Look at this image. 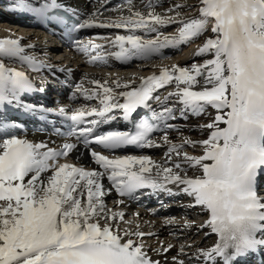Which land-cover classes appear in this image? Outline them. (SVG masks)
<instances>
[{
    "label": "snow or ice",
    "instance_id": "1",
    "mask_svg": "<svg viewBox=\"0 0 264 264\" xmlns=\"http://www.w3.org/2000/svg\"><path fill=\"white\" fill-rule=\"evenodd\" d=\"M106 3L83 19L62 0H16L13 11L57 25L92 65L151 59L165 49L181 50L208 32L212 35L193 56L211 58L190 66H158L159 72L148 76L123 79L109 73L103 81L85 78L74 85L73 98L88 103L69 110L21 99L45 88H37L27 72L6 60L27 65L32 72L53 66L28 54L36 45L22 44L23 37H0V113L5 105H14L42 121L57 112L71 122L67 131L57 129L64 142L50 147L46 141L13 134L12 129L22 125L0 118V264H161L149 256L151 246L146 243L158 233L141 230L139 212L126 219L124 198L137 199L135 194L144 189L152 195L190 197L186 207L208 214L197 228L217 236L213 246L191 254L188 243L165 246L160 241L152 251L176 249L172 264H237L238 258L264 250V194L258 190L264 176V0H199L196 16L184 15L182 3L158 12L160 0H146L149 11L144 12L134 0H125L117 11L126 8L128 15L104 17ZM171 25L179 27L165 34L163 29ZM97 28L114 34L73 38L74 33ZM121 30L126 34H119ZM168 87L173 90L161 94ZM210 108L214 117L198 125L207 138L184 136L176 121L202 117ZM138 109L146 114L141 116ZM120 119L131 128L113 127ZM170 132L180 134L179 142ZM129 147L166 151L160 160L115 155ZM188 147L201 148L202 154H190ZM81 148L95 168L67 162L69 154ZM189 170L199 174L189 175ZM113 192L120 199L109 207L106 198ZM163 223L172 226L177 221L167 218ZM194 223L186 220L183 227L190 229Z\"/></svg>",
    "mask_w": 264,
    "mask_h": 264
},
{
    "label": "bare ground",
    "instance_id": "2",
    "mask_svg": "<svg viewBox=\"0 0 264 264\" xmlns=\"http://www.w3.org/2000/svg\"><path fill=\"white\" fill-rule=\"evenodd\" d=\"M165 1L166 0H160V4L162 5L160 8H163L159 9L161 10L160 12L165 11L172 4L182 3L186 5L181 9V12L184 15H198V11L194 10L195 8L193 6L199 7V0H172V3H165ZM62 2L69 7L78 9L82 14L81 18L83 19L87 14H90L95 9L99 8L103 0H62ZM120 2H125V0H107L105 5L107 10L101 9L103 16L109 17L106 16L108 11L112 12L110 17H116L123 14L117 11V9H119L121 6ZM15 3L16 0H0V37H6L10 34H14L15 37H23L24 39L21 41L22 44L36 45L35 48H28L26 50L28 54H35L40 58L45 59L47 63L53 66L50 70L41 71L48 74L54 81V85H52V87L49 89V94L51 97L47 98L46 102H42L39 100L41 98L39 95L33 98L35 100L22 96L21 99L25 103H44V105L48 107H65L69 110H72L88 103L83 99L73 98L74 85L85 78L88 80L100 79L103 81L108 77L109 73L113 74V78L115 77V74H119V76L123 79H129L134 74L136 76H148L153 72L158 73V66H171L172 64H178L182 67L190 66L193 62L200 64L206 59L211 58L210 56H193V53L196 51L197 47L201 45L208 36L212 35L211 32H208L204 36L199 37L186 46H182L181 50L165 49L162 55L153 56L151 59H137L127 65L116 62L115 60H110L107 65H92L87 63V58L75 51L72 46L65 47L59 44L56 36H53L51 33L43 29L42 25L34 16L26 12L13 11V5ZM145 3L146 0H134V5L136 8L147 12L149 9L145 7ZM158 8L159 7H157V9ZM124 11H126V14L128 13L126 8ZM171 26H173L171 29H163L165 34L175 33L176 29L179 27V25ZM85 33L88 35V37L82 40L93 38L98 34H114L112 30L98 28L87 29ZM119 34L126 33L121 30ZM97 43L104 42L97 40ZM109 50L111 49H105V51ZM6 63H10L11 66L17 67L28 74H31L32 77L38 76L39 72H32L27 65H23L18 61L6 60ZM60 69H69L70 71L62 72ZM64 82H68V85L64 86ZM86 86L88 85L86 84ZM172 90V87H168L166 90H161V94H165L167 91ZM153 107H155V105H153ZM214 115V110L210 108L208 109V114L202 117L190 115L187 120H178L176 123L182 127L184 136L190 137L193 140L205 139L207 138L208 133L206 131L202 132L198 125L210 122ZM0 118H4L10 123L15 122L18 125H22V127L12 129L13 134L17 136L26 137L27 139L35 142L46 141L50 147H55L57 144H59V141H61V139H59V137L56 136L50 128V122L56 119V116L54 115L48 114L47 120L42 121L38 116L25 114L22 108H17L14 105H5L3 113H0ZM113 127L125 130L129 127V124L126 121L120 119L114 122ZM105 130L107 129L105 128ZM159 135L160 133H157L155 138L158 139ZM169 135L175 142H179V133L170 132ZM97 150L101 149L97 148ZM186 150L190 154H202L201 148L193 149L188 147ZM165 151V148H154L143 149L141 151L135 152L119 151L116 152L115 155H149L153 159L160 160V158L163 157ZM60 162L63 163L65 161L63 159ZM67 162L74 163L78 166H83L88 169L96 167V165L90 159L89 153L83 148L70 154L69 158H67ZM188 174H199V172L196 171L194 173L193 170H189ZM105 183L108 182L105 181ZM260 189L264 194V187ZM136 196L138 197L137 199L124 198L127 205L125 211L128 213L126 219L130 218L132 213L139 212V223L141 230L146 232L154 231L158 233V237L146 238V243L151 246L148 249L149 256H151L153 259L160 260L161 264H164L166 258L168 264H172L171 257L176 256L177 251L176 249H172L166 254H158L152 251V249L160 247V241H163L165 246L167 243H188L192 245L191 248L186 249V251L190 254L195 251L196 248H210L216 243L217 236L215 234H210L207 236L205 235L206 232L210 231L209 229L204 228L200 230L197 228V225L202 224L208 218V214L199 207H186L192 203L190 197L184 195L170 197L163 193L159 195H152L149 194V190L147 189L139 191V194ZM106 199L109 207H115L116 205L114 202L119 200L120 197L117 193L113 192ZM161 201H163L165 207H161ZM151 203L152 205L154 204V206L152 208L147 207V204ZM119 207L123 208L125 206L120 205ZM167 218H174L177 223H179L172 226H165L163 221ZM186 220L195 222L190 229H185L182 226ZM170 233H174L175 236L179 237V239H175L173 235H170ZM204 235L206 237H204ZM260 256L264 259V250L253 253L251 257L245 258L244 261L240 263L238 262L237 264H255L256 261H259L258 259ZM261 264H264V262Z\"/></svg>",
    "mask_w": 264,
    "mask_h": 264
},
{
    "label": "rangeland",
    "instance_id": "3",
    "mask_svg": "<svg viewBox=\"0 0 264 264\" xmlns=\"http://www.w3.org/2000/svg\"><path fill=\"white\" fill-rule=\"evenodd\" d=\"M141 1H143V0H141ZM173 1H174V0H173ZM120 3H121V5L125 4V2H120ZM165 3H172V0H166ZM193 7L195 8L194 10L198 11V8H199V7H197V6H193ZM159 9H163V8H160V7H159L156 11L160 12L161 10H159ZM119 12H120V11H119ZM111 13H112V12H109V11H108L107 14H106V16H109V17H110V16H111ZM122 13H123V14H126V11H123ZM126 15H128V13H127ZM171 27H173V26H168L167 29H171ZM170 31H171V30H170ZM193 125H194V122H193ZM263 185H264V184H263ZM260 191H261V190H260ZM147 203H148V202H147ZM153 206H154V204L152 205V203H151V204H147V207H149V208H152ZM178 223H179V222H178ZM178 223H177V224H178ZM180 226H181V225H180ZM182 226H183V225H182ZM204 237H206V236L204 235ZM204 237H203V238H204Z\"/></svg>",
    "mask_w": 264,
    "mask_h": 264
}]
</instances>
